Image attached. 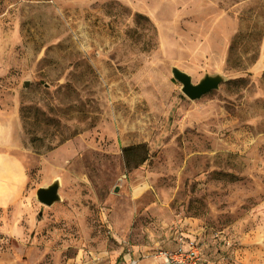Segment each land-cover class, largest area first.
<instances>
[{"label": "rangeland", "instance_id": "374dc122", "mask_svg": "<svg viewBox=\"0 0 264 264\" xmlns=\"http://www.w3.org/2000/svg\"><path fill=\"white\" fill-rule=\"evenodd\" d=\"M263 47L264 0H0V151L28 175L0 264H113L167 228L264 264ZM174 67L224 82L191 101Z\"/></svg>", "mask_w": 264, "mask_h": 264}, {"label": "crops", "instance_id": "0c3cea01", "mask_svg": "<svg viewBox=\"0 0 264 264\" xmlns=\"http://www.w3.org/2000/svg\"><path fill=\"white\" fill-rule=\"evenodd\" d=\"M257 64L261 67H264V47L262 49L261 56ZM27 187L28 175L23 162L8 151H0V208L9 207L11 205L18 204L19 202H21V200L25 197V194L27 193ZM185 234L188 235V238H193V235H195L192 232L190 233L192 235L188 234L187 232ZM174 243V233L172 228H167L166 233L161 239V241L157 242V244H160L163 248L166 249H173L175 247ZM152 250L153 248L149 251L147 250V252L144 251L143 254L139 253L138 250L134 251V258L137 259V264H140L146 257H152L155 262H160L161 264L160 260L152 256ZM118 257L119 262L115 261L113 262V264H128L129 255H127L125 252L122 254L119 253ZM98 259L99 260L97 261L93 258L86 264H107V262H105L107 257L99 256Z\"/></svg>", "mask_w": 264, "mask_h": 264}, {"label": "water", "instance_id": "95a60500", "mask_svg": "<svg viewBox=\"0 0 264 264\" xmlns=\"http://www.w3.org/2000/svg\"><path fill=\"white\" fill-rule=\"evenodd\" d=\"M172 78L181 85V92L189 100H199L210 92L216 91L219 86L224 82L221 75H205L197 84L192 82L191 77L185 72L177 69H171ZM26 87L28 83L24 84ZM59 182L55 181L47 187H40L35 192L36 200L44 206L50 207L60 200Z\"/></svg>", "mask_w": 264, "mask_h": 264}, {"label": "built area", "instance_id": "2783aa9c", "mask_svg": "<svg viewBox=\"0 0 264 264\" xmlns=\"http://www.w3.org/2000/svg\"><path fill=\"white\" fill-rule=\"evenodd\" d=\"M173 233L175 247L166 249L157 244L152 250L154 258L160 260L163 264H209L204 256L202 245L199 244L198 240L188 238L176 228H174ZM125 253L129 255L128 264L138 263L137 259L134 258L132 249L126 248Z\"/></svg>", "mask_w": 264, "mask_h": 264}, {"label": "trees", "instance_id": "16d2710c", "mask_svg": "<svg viewBox=\"0 0 264 264\" xmlns=\"http://www.w3.org/2000/svg\"><path fill=\"white\" fill-rule=\"evenodd\" d=\"M234 44H236V37H235V39L233 40V45L231 46V49H230L231 52H232L233 49H234ZM125 151H126V150H125ZM145 159H146V158H144L143 161H145ZM139 164H140V162H139Z\"/></svg>", "mask_w": 264, "mask_h": 264}]
</instances>
